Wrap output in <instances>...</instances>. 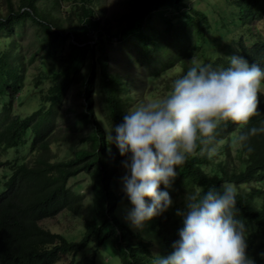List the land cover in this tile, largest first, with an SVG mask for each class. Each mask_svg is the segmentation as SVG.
<instances>
[{
	"label": "trees",
	"instance_id": "1",
	"mask_svg": "<svg viewBox=\"0 0 264 264\" xmlns=\"http://www.w3.org/2000/svg\"><path fill=\"white\" fill-rule=\"evenodd\" d=\"M3 1L0 264H96L97 252L107 239L114 242L122 264H150L153 252L167 254L179 238L182 224L175 210L183 207L185 192L223 182L235 188L237 215L247 229L246 254L256 264H264L260 255L264 253V133L249 137L251 151L234 143L240 131L264 119V82L258 93L260 114L247 125L232 121L219 125L211 159L198 143L166 189L173 204L149 219L145 229L131 228L124 220L131 205L118 189L123 157L107 142L105 132L140 101L166 94L171 79L192 62L224 66L226 57L236 52L250 64L264 67V0H225L238 10L230 23L223 20L225 9L213 15L216 6L201 9L188 0H125V8L110 16L100 0ZM27 23L40 29L39 42L16 39ZM112 38L114 47L132 48L128 56L124 53L128 58L124 62L139 66L132 76V92L116 71L115 61L108 69ZM32 46L35 49L24 50ZM147 83L153 85L146 90ZM72 85L84 99L73 109L74 132L71 126L67 131L59 128L58 114ZM96 94L98 111L93 108ZM74 136H79L80 144L59 153L61 141L70 142ZM84 174L90 202L79 235L48 228L44 220L62 212L81 214L85 193L73 186L81 187L82 180L70 179Z\"/></svg>",
	"mask_w": 264,
	"mask_h": 264
},
{
	"label": "clouds",
	"instance_id": "2",
	"mask_svg": "<svg viewBox=\"0 0 264 264\" xmlns=\"http://www.w3.org/2000/svg\"><path fill=\"white\" fill-rule=\"evenodd\" d=\"M226 60L224 66L192 62L171 79L166 94L140 101L105 129L107 142L123 157L119 180L131 205L124 215L131 228H142L173 204L166 189L198 143L211 159L219 125L225 121L247 125L260 114L258 93L264 67L250 64L236 52ZM259 133H264V119L240 131L234 143L251 151L247 141ZM175 212L181 217L179 238L167 254L153 252L150 264H256L245 251L247 229L238 218L231 182L186 191L183 207Z\"/></svg>",
	"mask_w": 264,
	"mask_h": 264
},
{
	"label": "rangeland",
	"instance_id": "3",
	"mask_svg": "<svg viewBox=\"0 0 264 264\" xmlns=\"http://www.w3.org/2000/svg\"><path fill=\"white\" fill-rule=\"evenodd\" d=\"M14 3L17 2V0H12ZM125 0H100V6L101 8L105 7V11L106 14L108 16L115 14L117 12H120L123 10V8H125V4H124ZM189 3H191L193 6L204 9V8H208L209 10L212 8V6H216L213 10H211V13H213V15H218L219 13H221V11H223V9H225V18H223L224 21H226L227 23H230L231 16H234L235 14H238V10L234 9V7L232 5H230L228 2H226L225 0H188ZM5 5L3 0H0V5ZM66 5L62 4V8H64ZM2 11V8H0ZM39 28L37 25L34 24H25L23 26V28L20 29V32H23V35L21 38L16 37L17 40H19L22 43H28V42H39L36 39V35L39 32ZM222 33L225 31H221ZM229 32V31H228ZM218 32L215 34V36L217 35ZM111 47L108 49L109 50V55H108V69H112V62L115 61L116 62V66L115 69L116 71L119 73V75L122 77L123 79H125L128 83L129 86V92H132V76L135 75V72L137 73L139 71V66L135 64V67H133V64L131 63V61L128 62V65L126 64L128 58L125 57L124 53L128 56L129 55V51L132 49L130 47H126V48H122V47H114L115 45V39L112 38L111 40ZM31 49H35L34 46L30 47H24V50H31ZM130 59V58H129ZM56 63V62H55ZM57 64V63H56ZM145 70H147V67ZM139 78V77H138ZM139 82H137L136 84H138ZM154 83H160L159 81H156ZM48 85V84H47ZM153 84H149L147 83L146 86V90L151 88ZM78 89L76 86L72 85L68 88L67 90V94H66V98L65 101L63 103L62 106V110L58 112V114L61 116L60 122H59V128L61 130H65L67 131L68 126L73 127L71 129V132H74L75 127H74V110L76 109L75 107H77V104H81L79 103L80 101H82L84 103V99H83V94H80L78 92ZM140 87H136V95L138 97L139 93H140ZM28 103L30 104H35V102L29 101ZM70 106L72 108V110H67V107ZM93 108L94 111H98V109L100 107H98V99H97V94L94 95V101H93ZM75 135V134H74ZM80 144L79 142V136H74L72 137V139L70 140V142H66V141H61V150L59 153H62V151H65L66 147L69 146H74L75 148ZM56 149H58L57 145H56ZM59 150V149H58ZM119 172L121 173V175H123L124 173V169L122 167V165L119 166ZM2 177H0V182L2 181ZM78 180H82V186L81 187H77L76 185L73 186V188H78L79 191L82 193H85V206L83 207V209L81 210V214L79 216H71L65 213H60L59 215L55 216L54 218L51 219H46L44 220V223L48 225V228H54V230H58L66 235L69 236H78L81 229H82V223L83 220L88 216V205L90 202V193H89V186H88V176L86 174L84 175H79L77 177H75L74 179H70L71 182H75ZM0 188H1V183H0ZM118 189L121 191L120 188V180L118 183ZM150 223V220L146 221L144 226L141 229H145L147 228L148 224ZM146 236V235H145ZM88 251V247L85 249V252ZM67 258L63 259V262L66 261ZM96 264H122L121 261V257H120V253L115 250V246H114V242L112 241V239H107L105 240V242L103 243V245L99 248V251L97 252L96 255Z\"/></svg>",
	"mask_w": 264,
	"mask_h": 264
}]
</instances>
